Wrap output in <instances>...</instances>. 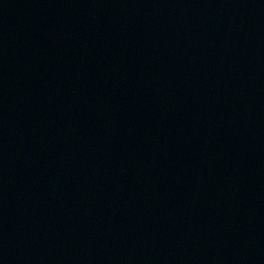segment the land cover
Returning <instances> with one entry per match:
<instances>
[{"label":"water","instance_id":"water-1","mask_svg":"<svg viewBox=\"0 0 264 264\" xmlns=\"http://www.w3.org/2000/svg\"><path fill=\"white\" fill-rule=\"evenodd\" d=\"M0 264H264V0H0Z\"/></svg>","mask_w":264,"mask_h":264}]
</instances>
